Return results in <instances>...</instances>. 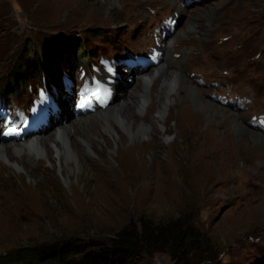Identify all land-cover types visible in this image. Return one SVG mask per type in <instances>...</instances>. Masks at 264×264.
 Returning a JSON list of instances; mask_svg holds the SVG:
<instances>
[{"label": "rangeland", "instance_id": "obj_1", "mask_svg": "<svg viewBox=\"0 0 264 264\" xmlns=\"http://www.w3.org/2000/svg\"><path fill=\"white\" fill-rule=\"evenodd\" d=\"M178 2L186 11L182 16L172 0H0V101L8 102L7 111L19 117L29 105L40 108L50 98V118L37 129L50 134L61 122L73 120L76 106L82 115L94 113L78 103L83 99L94 106L102 96L101 67L114 64L118 89L135 86L144 69L157 63L151 46L176 35L173 55L183 60L181 67L192 84L214 105L242 116L248 126L243 135L231 120L209 129L215 119L204 112L216 115L214 110L187 95L190 106L174 107L176 116L170 118L173 130L179 125L178 136L168 135L163 146L145 140L130 155L121 154L118 164L103 153L105 162L99 163L105 171L97 177L91 162L79 173L81 179L70 184L50 163L37 171V182L26 174L23 180L7 177L3 171L0 253L72 236L107 240L128 225L141 230L144 221L165 225L180 220L209 241L210 253L201 264H264V144L255 141L264 135V0ZM81 43H86L85 55L90 54L86 59L77 55ZM24 44L43 55L44 70L8 91L7 76ZM181 103L178 98L177 106ZM195 111L199 115L194 122ZM226 130L235 131L234 145L226 151L215 141H205L210 131L223 135ZM0 141L6 140L0 135ZM160 169L168 178L138 194L147 174ZM118 177L125 180L128 194ZM132 264L176 262L167 253L155 252L141 253Z\"/></svg>", "mask_w": 264, "mask_h": 264}, {"label": "bare ground", "instance_id": "obj_2", "mask_svg": "<svg viewBox=\"0 0 264 264\" xmlns=\"http://www.w3.org/2000/svg\"><path fill=\"white\" fill-rule=\"evenodd\" d=\"M172 1H174V9L179 16L186 14L178 0ZM189 18L190 16H187V20ZM149 32L147 31V34L150 35ZM184 33L187 31L185 30ZM179 37L180 35H176L169 40L162 38L157 45L154 43L151 46L149 52L157 63L145 68L138 83L133 87L123 84L118 89L114 64H108L105 68L101 67L99 69V87L103 90V95L94 100L96 105L94 113L82 115L76 106L72 112L73 120L61 122L50 134L36 129L30 136L19 142H13L18 139L0 141V176L5 171L7 177H18L23 180L26 174L37 182L39 180L37 171L45 163H50L52 169H57L61 174L64 182L70 184L74 180L81 179L79 173L85 171V165L91 162L94 166L91 170L96 173L97 177V174L105 171V168L99 163L100 161L105 162L102 158L103 153H107L111 163L118 164L121 154L130 155L133 149L145 140L152 139L158 146H163L168 135L170 136L174 132L178 136L179 125H176L173 130L170 126V118L176 116L173 112L174 107L177 110H186L190 106L189 100L186 99L187 95H192L199 106L214 110L216 115L208 116V113L204 112L206 118L215 119V122H209V129L216 126L218 122L231 120L235 124V131L239 135H243L244 130H248V126L244 124L242 116L224 111L222 107L219 108L208 101L204 92L192 84L190 77L181 67L183 60L180 62V59L174 57ZM150 67L153 68L149 70ZM178 98L182 100V103L177 106ZM51 102L48 97H45L41 102L39 111L42 120H49V113L52 110ZM62 104L64 107L65 100ZM76 113L81 115L77 116ZM198 115L197 111L192 113L194 122ZM226 123L225 121L223 125ZM0 127L3 132L4 125L1 122ZM235 131L226 130L223 135L210 131L208 141L206 139L205 141H215L218 143V147L220 146L219 148L226 151L227 147L234 145L232 136L235 135ZM129 140L131 143L125 145V142ZM255 141L264 144V135H258ZM154 153L157 162L163 165L164 160L155 151ZM132 160L131 164H135L137 161ZM110 171L116 172L115 169ZM152 174L151 177L147 174L141 188L137 190L138 194L147 193L145 188L152 187L168 178L163 169L152 171ZM128 175L132 177L131 172ZM118 179H120L121 189L128 194L125 180L122 177H118ZM165 188L166 185L162 183L161 191L163 192ZM73 189H75L74 186ZM93 195L92 202L94 203L97 191Z\"/></svg>", "mask_w": 264, "mask_h": 264}, {"label": "trees", "instance_id": "obj_3", "mask_svg": "<svg viewBox=\"0 0 264 264\" xmlns=\"http://www.w3.org/2000/svg\"><path fill=\"white\" fill-rule=\"evenodd\" d=\"M49 43L56 45L55 41ZM86 49V43H81L79 50H76L77 55L84 56ZM42 56L39 52L33 53L30 45L24 44L4 85L9 90L6 87L5 90L13 92L11 85H24L40 76L45 67ZM208 245V239L198 228L180 220L165 225H152L144 221L141 230L134 224L128 225L107 240L72 236L24 244L0 253V264H132L141 253L155 252L167 253L175 259L176 264H201L210 253Z\"/></svg>", "mask_w": 264, "mask_h": 264}]
</instances>
